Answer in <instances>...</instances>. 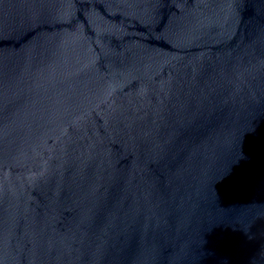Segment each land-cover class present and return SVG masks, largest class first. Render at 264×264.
I'll return each instance as SVG.
<instances>
[{
	"label": "water",
	"instance_id": "1",
	"mask_svg": "<svg viewBox=\"0 0 264 264\" xmlns=\"http://www.w3.org/2000/svg\"><path fill=\"white\" fill-rule=\"evenodd\" d=\"M0 264H264V0H0Z\"/></svg>",
	"mask_w": 264,
	"mask_h": 264
}]
</instances>
